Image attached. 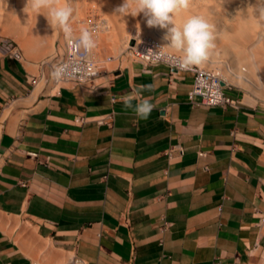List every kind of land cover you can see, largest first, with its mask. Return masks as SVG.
Wrapping results in <instances>:
<instances>
[{
  "label": "crops",
  "instance_id": "0c3cea01",
  "mask_svg": "<svg viewBox=\"0 0 264 264\" xmlns=\"http://www.w3.org/2000/svg\"><path fill=\"white\" fill-rule=\"evenodd\" d=\"M31 64L0 52V264H66L47 242L83 264H264L262 103L192 99L164 63L58 89Z\"/></svg>",
  "mask_w": 264,
  "mask_h": 264
},
{
  "label": "bare ground",
  "instance_id": "6f19581e",
  "mask_svg": "<svg viewBox=\"0 0 264 264\" xmlns=\"http://www.w3.org/2000/svg\"><path fill=\"white\" fill-rule=\"evenodd\" d=\"M224 1L225 0H189L188 7L186 9H181L178 13L175 14L174 16L175 24L177 26H182L183 23L190 16H201L206 21L211 20V16L216 11V8L224 5L225 4ZM263 4L264 2L261 5L263 6ZM25 5H26V1L24 0H12L10 6H12L13 8H9V10H7L6 12V16L8 17V20H6V25H7L6 27H8L10 31L17 33V35L19 36V40L22 43L23 47L27 51L31 52L32 54L36 50L37 52L49 50L48 48L52 47V38L53 36H55L54 34L55 24H53L51 27L47 21V18L43 14H38L36 18V15L31 11L30 7H25ZM262 6H260L259 3L258 4L254 3V1L251 4L246 5V4L240 3L238 0H231L228 4L224 5L222 7L223 11L220 12L221 15H224L226 19H228V17L234 18L233 28L231 30L233 37L229 39L227 38L223 42H221V44L219 45L217 44V46H214V48L209 49L210 51L209 53L211 55H208V58L206 60L208 63H211L212 65H214V67L217 70H219V72L223 75L224 80L226 81L232 80L238 83L239 85H243L247 87L251 91L252 94L246 93L244 95V100L250 103H256L258 102L259 98H264V24H263L264 23V7ZM0 8H1V2H0ZM23 9L25 10L23 11ZM79 9L80 8H78L77 11H79ZM189 9H192V11ZM45 14H47L46 10H45ZM76 15H73V16H76ZM116 15L118 17H122L118 15L117 13ZM106 19H108V17H106ZM141 19L142 18H140V22H141ZM119 21L120 20H118V22ZM142 27H144V24ZM158 27L159 26L149 27L146 24V30L145 32L142 31L141 34L145 36L155 35L154 38L159 39L163 43L166 42L168 49H170L171 47L170 45H168L170 41H167L164 39L165 32L161 33L156 30L158 29ZM121 30L124 32L126 28L121 29ZM127 30L125 31V33L127 32ZM118 45L121 46V44H118ZM116 56L117 55H115L114 57ZM241 62H244L246 65L245 66H243V64L240 65ZM9 221H6V222L8 223ZM17 223L19 222L17 221ZM20 225L24 227L23 224H20ZM41 239H44V238H41ZM45 240L46 238L44 239V241ZM45 249H48V251L52 253L53 257L59 259L61 263H62V260H64L66 264H83L84 263V261H82V263L74 261L73 259L74 256L72 253L66 250L65 251L59 250L53 247L48 242L45 244ZM48 260L47 262H44V263L47 264ZM54 260L53 261L50 260L51 263L55 262Z\"/></svg>",
  "mask_w": 264,
  "mask_h": 264
},
{
  "label": "rangeland",
  "instance_id": "374dc122",
  "mask_svg": "<svg viewBox=\"0 0 264 264\" xmlns=\"http://www.w3.org/2000/svg\"><path fill=\"white\" fill-rule=\"evenodd\" d=\"M24 1H26V0H24ZM77 1L76 0H66V2L69 3L70 6H72L74 9L73 15L77 14L76 16L72 15V17H71L72 20L70 19V24H71V27L73 30L72 34H80L81 29H88L92 33L93 39L95 40V43H96V47L93 49V52H94V55L96 56V58H98L100 60L101 70H104L106 68L112 69V68L120 67L123 64L130 63L131 58H129V56L126 55L127 49H129L128 47H130L129 45H133L137 40L136 38H141V37L145 36V35L141 34L142 31L145 32V30H146V18L143 16V14L141 13L140 15H137V17L132 16V15H127V17L126 16L125 17H118L116 15V13L114 12V10L119 5H121L123 3V0H120V1L119 0H111V1L110 0H77ZM230 1L231 0H225L224 5L228 4ZM238 1L240 3L246 4V5L251 4L254 1V3H256V4L259 3L260 6H262L261 4L264 2L263 0H261V1L260 0H252V1L251 0H238ZM0 2H1V8H0V49L4 44L9 45L11 47L20 48L24 54L23 59L26 60L27 64L32 66L31 62L38 63V61H41L43 58L55 54V52L57 50H61L63 48L64 39H65L66 35L58 25L57 26L54 25L55 36H53V38H52V47L48 48L49 50H44L41 52L40 51L37 52V50H36L33 54L31 52L27 51L23 47L22 43L20 42L19 36L17 35V33L10 31L8 29V27H6L7 26L6 20H8V17L6 16V12H7V10H9V8H13L12 6H10L12 0H0ZM62 2H64V0H62ZM112 4H113V6H112ZM224 5L217 7L216 11L211 16V20L207 21V23H209L212 26L213 35H214V40H213L214 46H217V44L218 45L221 44V42H223L227 38L229 39V38L233 37L231 30L233 28L234 18L228 17V19H226L224 17V15H221L220 12L223 11L222 7ZM77 6H79V7H77ZM262 7H264V4ZM78 8H80L79 11H77ZM189 10L192 11V9H189ZM77 12H79V13H77ZM106 17H108V19H106ZM129 18H131V19H129ZM140 18H142L141 22H140ZM118 20H120L122 22H120V21L118 22ZM143 20H145V21H143ZM121 23H123V24H121ZM143 24H144V27H142ZM102 25L105 27H103ZM122 26L124 28H126V30L128 29L126 33H125L126 30H124V32L121 30V29H124ZM100 28H102V29H100ZM105 28H106V30H105ZM140 28H142V29H140ZM138 30L140 33L138 32ZM156 30L158 32H161V33L167 31L166 29H162L160 27H158V29H156ZM98 32H99V34H98ZM122 34H123V36H122ZM100 36H101V38H100ZM153 36H155V35H153ZM132 41H134V42H132ZM118 44H121V46H123L124 48ZM162 44H164L167 47L166 42H164V43L162 42ZM170 49L175 51L172 48H170ZM43 52H45V53H43ZM115 55H117V56L114 57ZM209 55H211V54L209 53ZM109 56H111L112 59H108ZM242 64H243V66L246 65L244 62L240 63V65H242ZM200 65L214 67V65H212L211 63H208L207 61H204ZM247 68H248V66H247ZM222 77H223V75H222ZM228 82L232 86V88H229L228 90H236V91L239 90V92L242 95H244L246 93H251V91L243 85H239L238 83H236L232 80H229ZM258 102H260L264 105V98H259Z\"/></svg>",
  "mask_w": 264,
  "mask_h": 264
},
{
  "label": "clouds",
  "instance_id": "9594fccd",
  "mask_svg": "<svg viewBox=\"0 0 264 264\" xmlns=\"http://www.w3.org/2000/svg\"><path fill=\"white\" fill-rule=\"evenodd\" d=\"M188 5L189 0H123L114 12L122 17L137 16L142 13L149 27L159 26L166 29L164 39L170 41L168 45L180 54L178 57L169 56L168 60L180 69H189L207 60L209 49L214 47V35L212 26L201 16H190L182 26L175 24V14L181 9H186ZM25 7H30L36 18L38 14H43L51 27L53 24L58 25L66 36H72L70 19L74 9L66 0L64 2L62 0H26ZM74 46L82 47L86 53H91L96 43L88 29H81ZM157 53L158 51L153 52L149 49L147 56L152 57L153 62H156L161 59ZM66 68L67 66L58 67L53 73L54 77L58 80L63 79L67 75ZM73 71H82V69L75 68ZM146 88L150 90L152 85ZM135 99L136 96H129L125 99L124 106L134 108L135 114L140 119H147L155 105L147 99L133 105Z\"/></svg>",
  "mask_w": 264,
  "mask_h": 264
},
{
  "label": "built area",
  "instance_id": "2783aa9c",
  "mask_svg": "<svg viewBox=\"0 0 264 264\" xmlns=\"http://www.w3.org/2000/svg\"><path fill=\"white\" fill-rule=\"evenodd\" d=\"M79 36L80 34H72L71 37L65 36L61 50H57L55 54L38 61V72L32 76L33 84L42 82L45 89H58L66 82L84 84L93 81L101 74L100 60L96 58L93 50L91 53H86L82 47L77 48L74 46ZM136 39L133 45H129V49L126 48V55L146 66L164 63L172 70L192 73L193 81L189 91L192 99L200 97L208 105L239 106L241 103V98H235L228 92V89L232 88L231 84L223 79L222 74L215 67L196 65L189 69H180L168 60L169 56L178 57L180 54L168 49L159 39L154 38V36H144ZM4 45L0 49L2 54H8L19 60L24 58L20 48ZM149 49L153 52L158 51L157 54L161 56V59L153 62L152 57L147 56ZM111 58L109 56L108 59ZM60 66H67V75L58 80L53 73ZM75 68L82 69V71L74 72L73 69ZM76 262H79V260H76Z\"/></svg>",
  "mask_w": 264,
  "mask_h": 264
},
{
  "label": "water",
  "instance_id": "95a60500",
  "mask_svg": "<svg viewBox=\"0 0 264 264\" xmlns=\"http://www.w3.org/2000/svg\"><path fill=\"white\" fill-rule=\"evenodd\" d=\"M132 42H134V41H132Z\"/></svg>",
  "mask_w": 264,
  "mask_h": 264
}]
</instances>
